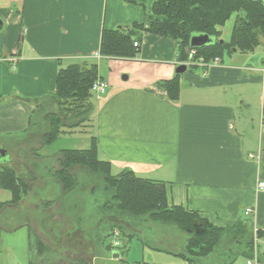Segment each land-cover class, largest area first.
Segmentation results:
<instances>
[{
	"label": "crops",
	"instance_id": "0c3cea01",
	"mask_svg": "<svg viewBox=\"0 0 264 264\" xmlns=\"http://www.w3.org/2000/svg\"><path fill=\"white\" fill-rule=\"evenodd\" d=\"M152 1L149 8H143L123 0H0V148L10 155L7 143L15 137L36 139L35 133L30 134L34 115L55 92L61 67L76 62L94 64L98 78L108 85L101 97L92 96L96 104L91 136L101 161H107L115 174L130 170L163 183L169 206L198 212L212 226L226 230L243 220L250 231L264 232V191L256 190L258 179H264V68L219 60L180 75L178 99L168 100L156 84L171 80L181 63L173 40L142 33L135 58L99 54L102 30L125 29L141 22ZM248 53L252 52L241 54ZM259 83L262 95L256 99L252 88ZM21 146L13 144L11 149L20 152ZM7 163L12 159L0 166ZM5 192L0 189L1 264H9L6 251L14 252L10 264H25L21 244L16 255L15 246H7L1 236L2 232L15 238L23 228L20 223L12 226L15 217L7 219L1 210L10 199ZM246 208L255 210L252 220L244 216ZM56 218L52 226H60ZM82 233L79 229L60 240L63 259L59 264L98 261L96 244ZM131 235L122 244L117 261L123 257L130 261L134 252L130 264H178L179 260L187 264L177 251L156 244L165 242L162 238ZM25 239L27 259L28 233Z\"/></svg>",
	"mask_w": 264,
	"mask_h": 264
},
{
	"label": "trees",
	"instance_id": "16d2710c",
	"mask_svg": "<svg viewBox=\"0 0 264 264\" xmlns=\"http://www.w3.org/2000/svg\"><path fill=\"white\" fill-rule=\"evenodd\" d=\"M123 1L145 7V0ZM234 14L237 19L229 39L223 40L221 28ZM142 33L173 40L178 46L180 62L188 57L190 37L194 34L207 35L214 42L193 50L194 58L200 57L208 64L215 58L223 60L224 55L230 56L233 52H253L261 44L264 48V3L254 0H154L141 22H134L125 29H103L99 54L108 58H135L139 46L134 47L133 44L140 45ZM195 69L197 68L193 67L187 71ZM179 78L180 76L175 75L171 80L159 81L156 87L168 100L176 101L179 95ZM98 79L94 64L76 62L59 69L55 92L46 97L58 108V113H49L44 117L48 129L42 136L43 147L54 144L69 120H76L78 127L82 117L87 112L91 113L89 101L93 95L90 91ZM86 103L90 106L85 107ZM59 156V169L53 176L63 190L67 191L74 185V175L71 173L74 166L81 165L94 172H103L106 184L113 191L111 200L116 203L117 210L135 217L146 216L156 223L173 225L188 237L187 256L179 254L187 264H192L188 258H205L211 254L225 231L209 224L198 212L180 206H169L163 183L141 178L130 170L115 174L107 161L98 158L96 139L93 136L88 149H64ZM0 189L9 193L8 203L15 205L26 196L29 185L9 164H5L0 166ZM245 223L247 224L246 221L239 220L232 228L241 226L246 232L250 231L249 225ZM257 237L264 238V232L257 231ZM249 248L251 253V243ZM28 254V264H59L61 261L29 229ZM54 256L59 258L56 262Z\"/></svg>",
	"mask_w": 264,
	"mask_h": 264
},
{
	"label": "rangeland",
	"instance_id": "374dc122",
	"mask_svg": "<svg viewBox=\"0 0 264 264\" xmlns=\"http://www.w3.org/2000/svg\"><path fill=\"white\" fill-rule=\"evenodd\" d=\"M1 2L8 3V0H1ZM150 2L151 0H145L144 6L149 8ZM236 19L237 15L234 14L221 28V38L223 40L227 41L229 39ZM194 56L195 52L192 55V65L205 63L202 58H194ZM223 58L225 64L237 60L241 64L264 68V48L262 44L256 47L252 53H236L232 58L224 55ZM186 61L187 59H185ZM193 67L200 68L199 66H191V69ZM200 69L203 68L201 67ZM102 70L105 72L104 66ZM118 78L120 79L119 76H116V80ZM252 91L253 93L255 91L256 99L260 98L262 95V84L259 83L255 90L252 88ZM89 102L91 106L86 103L85 107L90 106L92 111L90 114L87 112L82 117L78 127H76V120H69L66 126L61 129L62 134L54 144L50 147H43L42 136L48 129V124L44 117L49 113H58V108L51 104L48 99H44L42 105L39 106V110L34 115L35 122L30 132V134H36V139L30 142L26 135H19L13 141L7 143L10 155L1 158L0 163L10 162V159H12V163L9 166L17 172L21 179L27 182L29 191L19 203L11 205L8 202H4L5 205L1 206V210L4 209L3 212H5L7 219L15 217V223H12V226L18 223L23 226L22 232H18L15 238L10 237L8 234L4 235L1 232L5 244L7 246H15L16 255L18 254L19 244H21L22 258L28 264L29 254L27 259H25L24 245H26L25 236L29 229L42 240L49 250L53 251L60 259H63L61 256L63 247L58 246L60 240L72 236L80 229L83 231L82 236L86 240L96 244L99 259L93 264H97L100 260H103V264H128L133 262L135 258L134 252H131L130 261L127 260L128 262H125V257L122 258L121 262L117 261V259H112L113 249L107 250V247L113 246L114 232L119 234L118 241L121 247L122 244L128 241V238L132 237L131 234L140 236V238L141 236H147L149 239L160 237L165 242L157 241L156 244L158 246L163 247L165 250L173 251L172 253L177 251L179 254L186 255L188 237L175 226L156 223L150 221L146 216L135 217L117 210L116 203L111 200L113 191L106 184L103 172H94L81 165L74 166L71 170L74 175V185L67 191L63 190L62 186L54 179L53 175L59 169L58 160L61 150H86L90 146L92 114L96 101L91 98ZM8 141L5 140V142ZM13 144L22 145L20 152H15L11 149ZM17 164H19V167L16 166ZM31 170H34L35 174H32ZM63 194H66V197L62 196ZM5 195H7L6 192ZM2 200L0 197V202ZM8 206L16 210H8ZM53 217H57L56 219L60 220V226H52ZM68 229L69 231L66 232ZM243 230L241 226L226 229L220 235L219 241L211 254L205 258H187L192 264H246L247 261L254 260L255 256H257L258 263L264 264V247L261 243L255 247L254 233ZM250 243L251 253H249ZM137 246L132 249L135 253L137 252ZM121 247L116 249L118 257L119 255L121 256ZM3 252V246L0 245V264ZM11 254H14V252H5L6 260L9 264L13 262L11 261L13 259ZM54 259L56 262L59 258L54 256ZM108 259L111 261L109 262ZM178 264H184V261L179 260Z\"/></svg>",
	"mask_w": 264,
	"mask_h": 264
},
{
	"label": "built area",
	"instance_id": "2783aa9c",
	"mask_svg": "<svg viewBox=\"0 0 264 264\" xmlns=\"http://www.w3.org/2000/svg\"><path fill=\"white\" fill-rule=\"evenodd\" d=\"M134 47H138V43H134L133 44ZM193 54V52H192ZM219 62V59L218 58H215L214 60H212L210 63L208 64H205V63H201L199 65H193V66H199L200 68H205V67H209L211 65H215V64H218ZM186 65L187 66H190V62H186ZM192 66V65H191ZM108 85L106 82H104L103 80H96L92 87H91V93L99 98L101 97L105 92H106V89H107ZM261 131H264V114L262 115V123H261ZM250 159H252L254 156L253 155H249L248 156ZM256 190L258 192H263L264 191V179L262 178H259L258 181H257V184H256ZM244 216L246 218H249V219H253L254 216H255V210L252 209V208H246L244 210ZM253 233H254V246L256 247L257 244L261 243L262 246L264 247V238H258L257 237V230L256 229H253ZM113 237H114V242H113V246L112 248L114 249H118L120 247V242L118 241V233L117 232H114L113 233ZM246 264H259L258 263V257L255 256L254 260H249L246 262Z\"/></svg>",
	"mask_w": 264,
	"mask_h": 264
},
{
	"label": "water",
	"instance_id": "95a60500",
	"mask_svg": "<svg viewBox=\"0 0 264 264\" xmlns=\"http://www.w3.org/2000/svg\"><path fill=\"white\" fill-rule=\"evenodd\" d=\"M254 1L264 3V0H254ZM118 29H121V27ZM213 42H214V39L207 35H200V34L195 35L194 34L189 39V48L197 49L203 46L211 45ZM220 42H223V41H220ZM186 71H187V66L185 64H179L176 66L174 73L175 75L180 76V75L185 74ZM7 155H8L7 152L4 149L0 148V159L6 157ZM262 170L264 172V164L262 166Z\"/></svg>",
	"mask_w": 264,
	"mask_h": 264
},
{
	"label": "bare ground",
	"instance_id": "6f19581e",
	"mask_svg": "<svg viewBox=\"0 0 264 264\" xmlns=\"http://www.w3.org/2000/svg\"><path fill=\"white\" fill-rule=\"evenodd\" d=\"M244 214V213H243Z\"/></svg>",
	"mask_w": 264,
	"mask_h": 264
}]
</instances>
